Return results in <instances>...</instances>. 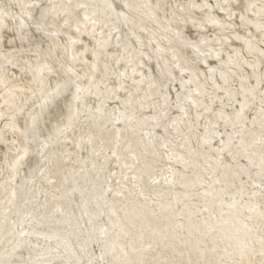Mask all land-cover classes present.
Wrapping results in <instances>:
<instances>
[{
  "label": "rangeland",
  "instance_id": "rangeland-1",
  "mask_svg": "<svg viewBox=\"0 0 264 264\" xmlns=\"http://www.w3.org/2000/svg\"><path fill=\"white\" fill-rule=\"evenodd\" d=\"M0 264H264V0H0Z\"/></svg>",
  "mask_w": 264,
  "mask_h": 264
}]
</instances>
